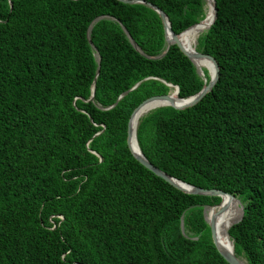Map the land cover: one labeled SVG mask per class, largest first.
I'll list each match as a JSON object with an SVG mask.
<instances>
[{
    "label": "trees",
    "instance_id": "trees-1",
    "mask_svg": "<svg viewBox=\"0 0 264 264\" xmlns=\"http://www.w3.org/2000/svg\"><path fill=\"white\" fill-rule=\"evenodd\" d=\"M142 1L0 0V264H229L205 220L221 198L181 191L127 145L143 100L174 86L187 98L210 78L166 50L147 3L181 35L206 1ZM215 6L188 42L216 59L215 83L142 115L136 140L167 175L238 199L233 252L264 264V0Z\"/></svg>",
    "mask_w": 264,
    "mask_h": 264
},
{
    "label": "water",
    "instance_id": "water-1",
    "mask_svg": "<svg viewBox=\"0 0 264 264\" xmlns=\"http://www.w3.org/2000/svg\"><path fill=\"white\" fill-rule=\"evenodd\" d=\"M123 2H128V3H133V2H137L138 0H121ZM206 1V0H205ZM140 2H143L142 0H140ZM149 6H151L153 9H155L158 14L160 15L161 19H162V22H163V26H164V34H165V40H166V44H167V48L166 50L169 48V46L171 44H177L178 47L181 49V51L194 63V65L196 66L195 62H194V59L198 58V57H206L208 58L211 62H212V65H213V69H214V74L211 78H209V81L202 87V89L197 92L196 94L192 95V96H189L187 98H179L177 97L178 100H189L185 103H181L179 105H176L175 102H174V99L172 98V95L170 94V92L166 93V94H161V95H153V96H150L148 98H146L145 100H143L137 107H135V109L132 111L131 115H130V118H129V121H128V129H127V145L131 151V153L133 154V156L142 164L144 165L146 168H148L149 170H151L152 172H154L156 175H158L159 177L163 178L164 180H166L167 182H169L171 185H173L174 187L180 189L181 191L183 192H186V193H190V194H198V195H209V196H219L221 198L220 202L216 205H213V206H210L209 208H215V207H218L217 211L211 215V217L209 218H206V215H205V220L207 221L208 225L210 226V230H211V237H212V241L215 245V247L217 248L218 252L222 255V257L229 263V264H247L246 261L242 258H239V257H236L234 252H230V251H227L223 248L220 247L219 245V241H218V238H217V225H218V217H216L217 214H219L223 207L221 206V203H222V197L224 195L228 196L229 198L233 199L236 201V203H239V200L236 199L233 195L231 194H228L226 192H223L221 190H217V189H204V188H201V187H198V186H194V185H190L188 183H185L181 180H178L174 177H171L169 175H167L166 173H164L163 171H161L160 169H158L157 167H155L154 165H152L147 159L146 157L142 154V152L140 151L139 149V152L138 153H135L132 149V132H131V128H130V121H131V118L132 116L134 115V113L141 107L143 106H147V105H152V107L154 105H158V106H164V105H170L172 107H175V108H178V109H182V108H185V107H188V106H191L193 104H195L207 91L210 90V88L212 87V85L215 83L217 77H218V70H219V66H218V63L216 61V59L209 55V54H206V53H203V52H199L197 50H195L194 53H188L184 48L183 46L180 44L179 40H178V35L179 34H175L171 28H170V23L168 21V18L167 16L165 15V13L160 10L157 6L155 5H152L150 3H147ZM212 6H213V11H214V15H213V19H212V22L214 21L215 19V16H216V6H215V0H212ZM100 18V17H98ZM201 22V21H200ZM198 22V23H200ZM212 22L210 23V25L212 24ZM196 23V24H198ZM196 24H193V25H196ZM191 25V26H193ZM209 25V26H210ZM190 26V27H191ZM182 33V32H181ZM180 33V34H181ZM169 34V36H168ZM89 37V35H88ZM90 41V39H89ZM131 42L132 44L134 45V47L137 48L136 44L134 43V41L131 39ZM166 52V51H165ZM164 53L154 57V58H160ZM197 68V66H196ZM197 71L199 72L198 68H197ZM200 73V72H199ZM96 78L94 79V82H95ZM137 85V84H136ZM135 85V86H136ZM133 86V88L135 87ZM171 86V85H170ZM176 91V94L178 92V88L177 86H174L173 87ZM126 93V92H125ZM94 95V87H92V93H91V97L90 99H92ZM157 106V107H158ZM136 130V129H135ZM134 138H135V141H136V144H137V140H136V134L134 132ZM138 146V144H137ZM139 148V147H138ZM240 214H239V217L235 220H232L230 222V224L227 225V227L225 228V234L226 236L229 238V235H228V228L233 224L235 223L236 221H238L241 216H242V212H243V209L242 207L240 206ZM230 239V238H229ZM231 241V240H230ZM232 242V241H231Z\"/></svg>",
    "mask_w": 264,
    "mask_h": 264
},
{
    "label": "bare ground",
    "instance_id": "bare-ground-1",
    "mask_svg": "<svg viewBox=\"0 0 264 264\" xmlns=\"http://www.w3.org/2000/svg\"><path fill=\"white\" fill-rule=\"evenodd\" d=\"M204 14H205V17L203 18V20L200 23L189 27L190 29L187 28L188 30L186 29L187 30V31L185 30L186 32L185 31L182 32V34L185 32V34L183 35L182 42L180 41V37L182 34L178 36V40H179L180 44L183 46V48L188 53H191L193 46L196 45V43H194L190 49V52H189L188 42H189V38H190L191 34L200 28L202 29V31H204L205 29H207L209 27L210 23L212 22L213 15H214L212 0H206V7H205V13ZM188 32H190V33L187 35L186 42H185V36ZM168 36H169V34H168ZM194 62H195V64H197L196 66L199 68L206 67L208 69V73L210 75V78L213 76V74H214L213 65H212V62L208 58L198 57V58L194 59ZM170 94L172 95V98L174 99V102L176 105H179L181 103H185V102L189 101V100H183V101L178 100L177 97H175V94H176L175 89ZM157 106L158 105H154L153 107H152V105L143 106V107L139 108L131 118L130 128H131V132H132V137H131L132 138V149L135 153L139 152V148H138L136 141H135V138H134V132L136 129L137 121L142 115H144L149 110H151L152 108L157 107ZM222 199H226L227 200L226 204L231 203L232 207L227 211H225L223 209L221 211L220 219L222 221L217 225V238H218L219 245L221 248H223L227 251L233 252V245H232V242L230 241V239L225 234V228L227 227L228 224H230V222L233 219L237 218V216H238V215H236V209H235L237 203L235 200L229 198L226 195H224L222 197ZM221 206L223 207L224 205L221 204Z\"/></svg>",
    "mask_w": 264,
    "mask_h": 264
},
{
    "label": "rangeland",
    "instance_id": "rangeland-1",
    "mask_svg": "<svg viewBox=\"0 0 264 264\" xmlns=\"http://www.w3.org/2000/svg\"><path fill=\"white\" fill-rule=\"evenodd\" d=\"M203 32V31H202ZM201 32V33H202ZM195 43H196V41H195ZM197 65V64H196ZM197 68H199V67H197ZM203 69H205V70H207V73H208V69L206 68V67H202V68H199L198 70H199V72H200V74H201V76L204 78V74H203ZM208 76L210 77V75H209V73H208ZM172 91H170V93H171ZM175 97H176V94H175ZM240 204L239 203H237L236 204V215H238L237 216V218L239 217V214H240ZM217 209H218V207H215V208H209V207H206V210H205V215H206V218H209V217H211V215H213L216 211H217ZM220 215H221V212L219 213V214H217L216 215V217H218V219L220 218ZM237 218H235V220L237 219ZM217 219V220H218ZM234 220V219H233Z\"/></svg>",
    "mask_w": 264,
    "mask_h": 264
}]
</instances>
